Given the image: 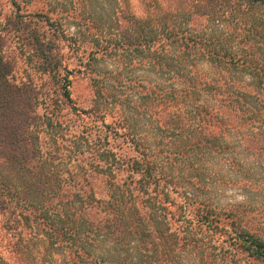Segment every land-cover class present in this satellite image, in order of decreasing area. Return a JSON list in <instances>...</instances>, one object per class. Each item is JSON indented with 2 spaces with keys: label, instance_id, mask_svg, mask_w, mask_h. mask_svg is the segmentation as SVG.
Masks as SVG:
<instances>
[{
  "label": "trees",
  "instance_id": "1",
  "mask_svg": "<svg viewBox=\"0 0 264 264\" xmlns=\"http://www.w3.org/2000/svg\"><path fill=\"white\" fill-rule=\"evenodd\" d=\"M11 1L6 21L50 79L12 81L0 34V211L16 263L264 264L256 208L209 200L219 185L264 190V0H39L27 15L50 38L22 20L33 0ZM61 40L86 59L87 107Z\"/></svg>",
  "mask_w": 264,
  "mask_h": 264
},
{
  "label": "rangeland",
  "instance_id": "2",
  "mask_svg": "<svg viewBox=\"0 0 264 264\" xmlns=\"http://www.w3.org/2000/svg\"><path fill=\"white\" fill-rule=\"evenodd\" d=\"M34 1L35 0H33L31 4H29V9H27L26 5L20 11V13H23L22 20L25 22L31 20L33 26L37 27L40 32H43L47 38H50L52 36L49 26L45 22L39 21L35 16L27 15V12L29 10H34L38 6H40V3L37 2L39 0H36L35 2ZM61 1H59L57 4L69 8L72 7L71 1ZM111 2L112 0H102L101 3H106L109 5V3L111 4ZM15 14L16 9L13 6L11 0H0V34L4 39V56L11 62L13 66L12 81L18 83L21 82V80L32 78L33 80H35V82L38 83V86L43 83L46 85V87L50 86V79L48 75L45 73H41V71H39L37 68L35 57L33 56L34 53L32 51V47L31 45H28L23 38L25 34L23 32L16 31V29L6 21L7 16H14ZM65 29H68L69 32L74 31V28L71 26H65ZM59 44L61 47L60 52L62 55L63 63L66 64L68 69L74 70L73 73L69 74V77L72 81L70 85L71 96L76 101L77 105L87 107L89 105L88 99L90 96L88 77L83 71H77L78 68L84 66L83 62H85L86 59L84 57L81 58L79 53L73 52V49L69 47L66 41L61 40ZM141 73L148 76L150 75L149 72L145 71H141ZM219 172L223 177L226 178H231L233 176L229 169L225 166L222 167ZM181 179L182 178H180V180ZM219 188L220 189L214 190V192L212 191L211 194H209L210 197L208 196L213 206L222 208L223 212L224 210L228 209L239 210V208L237 207H232L237 204L250 205L251 207L258 209H255L254 211L256 212V214L259 213L261 215V218L264 219V190L252 192L249 189L245 190L243 188H239L236 185H219ZM170 197L174 198V200L178 202L179 197H177L176 194H171ZM193 215L191 214V217H193ZM191 217L188 216L187 218ZM5 219L6 215L0 211V256L2 257L3 261L7 260L13 262L14 264H17V261L13 258V251L8 244L9 239L14 242L16 240V237H10V233L4 226ZM228 220L229 219L225 220L226 223H224V228H228ZM256 228L260 230L264 236V222H260L256 226ZM217 252L222 253V249L221 251ZM198 260L199 259L194 257L192 253L184 252L181 258V263L199 264Z\"/></svg>",
  "mask_w": 264,
  "mask_h": 264
}]
</instances>
